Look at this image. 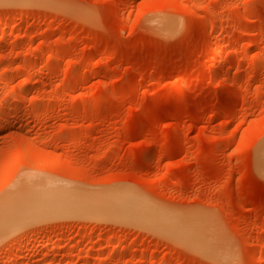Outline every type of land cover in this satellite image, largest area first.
<instances>
[{"label": "rangeland", "instance_id": "rangeland-1", "mask_svg": "<svg viewBox=\"0 0 264 264\" xmlns=\"http://www.w3.org/2000/svg\"><path fill=\"white\" fill-rule=\"evenodd\" d=\"M263 147L264 0H0V264H264Z\"/></svg>", "mask_w": 264, "mask_h": 264}, {"label": "bare ground", "instance_id": "bare-ground-1", "mask_svg": "<svg viewBox=\"0 0 264 264\" xmlns=\"http://www.w3.org/2000/svg\"><path fill=\"white\" fill-rule=\"evenodd\" d=\"M41 187H43V186H41ZM42 189L35 188L34 185L27 184L26 182H20L14 188V190L11 194L9 192V194H10L9 196H7V194H6L7 197L3 200V202L0 201V234L3 233L5 235V232H10V231L12 232L13 230H16L19 227H22L26 224H29L30 222H35L36 220H39L42 217L45 218V215L50 212V208H52V205L54 206L57 201H58L57 204L59 203L58 205L60 206V208L63 207V205L67 202V200L69 202L71 201L72 196H70L68 194H64L62 192H59L60 190L59 191H46V190L43 191ZM63 195H64V197H63ZM55 196H58V198H59V196H61L62 198H65L67 196L66 199L64 200L65 203L62 202L63 200L61 199V197H60V199L62 201L59 199L57 201L55 199V201H54L53 199L57 198ZM72 201H75V199L73 200V198H72ZM140 207H142V206L140 205ZM144 209H145V207H144ZM53 212H55V211H53ZM144 214L145 213H143V215ZM149 215H150V213H149ZM149 215H148V217H149ZM151 215H152V213H151ZM163 217H165V216H163ZM167 219L168 218H165L166 221H167ZM168 222H170V221L168 220L167 224H168ZM157 223H158V221H157ZM164 227H165V225H164ZM190 228H192V227H190ZM166 229L167 228H165L164 230H166ZM162 230H163V228H162ZM202 238H203V236H202Z\"/></svg>", "mask_w": 264, "mask_h": 264}]
</instances>
